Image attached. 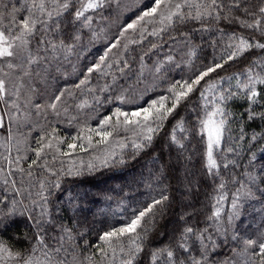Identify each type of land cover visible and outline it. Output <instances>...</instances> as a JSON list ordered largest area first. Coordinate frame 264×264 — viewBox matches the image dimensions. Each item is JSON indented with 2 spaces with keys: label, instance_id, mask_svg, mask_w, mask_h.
I'll return each mask as SVG.
<instances>
[{
  "label": "trees",
  "instance_id": "1",
  "mask_svg": "<svg viewBox=\"0 0 264 264\" xmlns=\"http://www.w3.org/2000/svg\"><path fill=\"white\" fill-rule=\"evenodd\" d=\"M151 3L152 0H121V9L131 10L117 9L113 3L111 8L105 7L90 12L89 14L94 17L91 28L81 29L82 39L67 60L60 57L57 64L59 71L53 68L43 78L36 77L32 81L36 89L34 100L37 103L47 104L54 95L59 94V90H65L56 111L46 109L40 115H36L35 111L29 108L32 115L27 121L21 116L19 123L15 121L10 123L13 136L11 141L8 140V132L0 130V168L4 169L0 172V201H2L0 202V221H2L0 241L12 252L23 251L36 243L34 239L36 229L26 217L29 214L34 217L39 216V208L33 205L32 201L38 200L36 193L40 190V181H44L49 188L48 207L51 215L47 219H51L52 223L42 225L46 243L60 247L55 238L61 233L59 228L53 225L62 224L72 229L73 239L64 242L67 251L62 250L57 257L67 260L68 264H89L88 257H93L94 264H109L111 254L109 258L102 260L98 253L97 246L102 245L99 236L111 228L121 226L132 215L133 209L142 207L153 197H158L165 186L171 202L163 216L158 218V229L152 234L150 247L168 244L186 225L199 229L209 227L213 239L217 242L224 241L226 237L218 236L212 231L215 222L206 219L214 210L215 198L221 194L226 198L222 202L220 224L227 229V242L218 250V260L231 256L234 264H245V257L236 256L231 252V249L239 248V243L233 241L231 237L239 236L242 243L243 239L256 238L260 232H264V195L257 190V188L264 189V169L261 168V165H264V139L249 143V137L253 132L260 133L264 130L259 120L244 123L245 138L238 140L241 135V121L236 119L235 122H231L234 118L229 117L230 123L222 147L225 149L233 147L235 151L222 152L217 159L221 163L235 160L236 166L229 165L228 168L221 166L218 177H209L206 174L203 167L204 145L200 136L195 134L197 113L203 114V101L198 93H194L177 110L176 118L182 117L190 129L189 139L185 141L184 155H179L174 146H168L167 134L175 123L171 119L155 138L153 145L140 152L134 159L132 158L134 150L130 146L134 138L131 132L122 130L119 136L110 137L106 144H98L100 137L89 131L100 127L104 117L111 115L118 107L130 112L145 105V101L168 95L167 89L172 82L192 77L214 60L219 62L223 54L227 37L222 38L215 30L193 31L200 25L190 21L186 25H177L169 29L161 39L148 35L154 27H160L159 23H154L147 25L148 31L144 34L146 39L141 43H129L130 40H140L139 33L129 32L121 38L120 45L109 53L106 64L102 66L103 70L89 74L88 83L77 88L76 85L87 74V68L99 62V57L104 54L110 43L114 42L113 38L119 36L122 25L135 19V15ZM137 4H139L138 8ZM76 27L79 28V24ZM73 30L72 26L67 29L69 32ZM236 30L242 31L246 36L256 35L238 27ZM93 32L96 33L95 37L92 35ZM180 33L187 34L188 40L182 38ZM172 37L176 39L173 40ZM153 43L162 46L149 51ZM124 44H128L127 50L124 49ZM193 50L195 56L190 55ZM142 55L144 69L141 75L139 66ZM169 55L174 57V62L165 64L162 72L155 74V64ZM255 55L257 52L254 50L247 53L244 58L230 62L223 70L213 74L211 79L241 72L248 59ZM117 60H127L130 68L121 74L119 69L123 65L117 64ZM107 63H111L112 67H107ZM105 86L107 90L102 91ZM228 87L227 83L220 86L221 90ZM232 90H236L234 81ZM122 95L127 102L122 103L117 99ZM227 103L232 113L238 114L246 107L243 101ZM49 133L53 134V145L56 138L64 140V143L59 145L61 152L70 151L67 148L68 143L77 145L84 143L87 148V140L83 139L87 136L92 137L94 147L88 148L87 151H80L77 147L67 156L57 152L55 146L46 148L37 164L29 169L31 160L36 159L30 149L38 147L37 141L41 137H44L43 143H48ZM73 137H82V139L73 140ZM120 140L129 144L128 148L123 149L126 163L100 166L96 157L103 158L106 152L111 151H115L117 157L119 156ZM252 152L257 156L254 162L250 161ZM9 154L13 159L18 155L29 158L20 162V167L25 169L24 173L16 171L13 167L11 169L13 175L8 176L9 166L4 157ZM186 157H190V160ZM45 162L48 169L58 174L59 189L51 186V182L56 177L51 176L43 167ZM90 162L95 165L92 171L88 169ZM161 165H164L166 174L163 183L155 180ZM70 167L73 170L79 169L81 175L77 177L63 174ZM29 171L32 173L31 176L28 175ZM246 173H251L257 178V185L253 188L255 197L242 199L240 215L229 225L227 216L231 210V200L237 189H240L241 195L243 194L245 189L241 188V183L248 184ZM5 177L9 180L7 185L3 182ZM221 178L225 182L222 190L218 187ZM13 179L16 180V187L20 189L19 194L10 190ZM183 186H186V190H183ZM5 196L8 197L7 200H3ZM13 201L16 203L13 204ZM13 208L15 214L11 215ZM186 213L188 215L185 216V221H181L179 217ZM160 233H164L163 238ZM36 255L43 259L41 253L37 252ZM3 264H16V261L5 258ZM111 264H119V256L112 259ZM142 264H148L146 254Z\"/></svg>",
  "mask_w": 264,
  "mask_h": 264
},
{
  "label": "snow or ice",
  "instance_id": "2",
  "mask_svg": "<svg viewBox=\"0 0 264 264\" xmlns=\"http://www.w3.org/2000/svg\"><path fill=\"white\" fill-rule=\"evenodd\" d=\"M113 3L117 9H121V0H0V130L8 132V140L13 136L10 131V123L15 121L19 123L23 116L25 121L32 115L28 109L35 111L40 115L46 109L56 111L57 105L62 101L65 90H59V94L54 95L47 104L37 103L34 100L36 89L32 81L36 77L43 78L48 72L55 68L59 71L57 64L60 57L65 60L73 54L82 39L81 29H90L93 23V15L90 12L111 8ZM18 5V6H17ZM139 7V4L136 5ZM128 11L131 9H121ZM23 14V15H21ZM7 21V23H5ZM199 23V28L193 31H212L215 30L221 37H227L224 45L223 54L219 62L215 60L205 66L203 70L197 71L192 77L184 80H176L170 84L167 89L168 95H161L158 98L145 101V105L137 107L133 111H123L116 108L115 111L100 122V127L89 129L100 139L98 144H106L110 137L119 136L123 130L131 132L133 139L131 148L134 150L133 159L140 152L145 151L153 145L155 138L165 128L167 122L171 119L175 123L167 134L168 146L175 147L179 155H184L186 149L185 141L189 139L190 129L185 120L181 117L177 119V110L181 105L188 101L194 93H198L203 101V114L197 113L196 135H199L204 145V170L209 177H218L221 166L228 168L229 165L236 166V161L231 160L221 163L217 156L222 152H234L233 147L223 148L225 133L228 131L230 123L229 117L241 121V135L237 138L243 140V124L259 120L264 126V0H152L150 6L145 7L135 15V19L122 25L118 37H114V42L110 43L107 50L99 57V62L94 63L87 68V74L84 79L76 85L80 88L89 81V74L102 71V66L106 64L109 53L117 48L121 43V38L127 33H139L140 40H130V44L141 43L148 31L147 25L159 23V28H153L148 35L161 37L169 29L177 25H186L188 22ZM79 24V28L76 25ZM223 25V26H221ZM72 26L73 31H67ZM240 30H247L255 33L253 36H246ZM228 29H232L228 31ZM92 35L95 37L96 33ZM181 37L188 40L185 33H180ZM175 40V37H172ZM161 44L153 43L149 51L161 47ZM128 44H124L127 50ZM257 55L251 56L241 72L231 75L219 76L218 79H211L213 74L223 70L226 65L235 60L244 58L247 53L253 51ZM195 51L190 55L195 56ZM146 55V54H145ZM141 64L139 70L141 75L144 69V56H140ZM174 62V57L169 55L163 61L157 62L154 66V73L160 74L165 64ZM117 64H122L119 69L123 74L130 68L127 60H117ZM111 68L112 64L107 63ZM233 81L235 82V91L232 90ZM227 83L228 88L221 90L220 86ZM105 86L102 91H106ZM122 103L124 96L117 97ZM228 101H243L246 107L243 111L232 113L228 109ZM83 106V105H81ZM262 109L257 111L256 109ZM55 130H53V133ZM48 143H43L44 137L37 141L38 147L30 149L34 152L36 159L31 160L29 169L36 165L38 160L44 154L46 148L56 147V151L61 155H70L72 150L79 147L80 151H87L94 147L92 137L87 136L88 147L84 143H68L69 152H61L59 145L64 143L63 139L56 138L53 145V134H48ZM82 139V137H73V140ZM259 139H264V130L260 133L253 132L249 137V143ZM121 153L117 157L115 151L106 152L103 158L96 157L99 165L108 167L113 163H126L123 155V149L128 148L129 144L124 140L119 141ZM10 153V150H9ZM29 159L27 156H16L14 159L9 156L4 157L9 166L8 176L13 175L11 170L15 167L16 171L24 173L25 169L20 167L22 160ZM190 160V157H186ZM222 159H226L222 157ZM257 159L256 153L252 152L250 161ZM51 176L56 177L51 182V186L60 188L59 176L52 169L47 168V163L43 165ZM95 165L88 164L89 171L94 170ZM264 169V165H261ZM4 169L0 168V172ZM63 172V170H61ZM66 174L68 176H80L79 169L69 168ZM31 176V171L28 172ZM164 165L160 166V172L155 180L163 183L165 178ZM248 184L241 183L244 192L241 195L240 189L233 195L231 200V210L227 216L228 224L237 219L240 215L242 199H251L255 197L253 188L257 185L256 176L246 173ZM235 179V178H234ZM4 184H9L7 177L4 178ZM13 193L19 194L20 189L16 187V180L11 181ZM219 189L225 187V182L221 178ZM264 195V189L257 188ZM190 191V189H189ZM49 188L44 181H40V190L36 193L38 200L32 203L39 208V216L34 217L29 214L26 218L31 222L32 227L36 229L35 241L28 249L12 252L9 247L0 241V264H3L5 258L14 259L16 264H68V261L57 258L58 254L64 248V242L73 239L72 229L60 225L58 227L61 235L57 239L60 247L46 243L44 223H52L48 207ZM31 195V193H30ZM225 195L221 194L215 198L214 210L206 219L214 221L212 231L218 236H224L226 239L221 242L213 239L209 227L199 229L195 226L186 225L182 227L178 234L168 244L160 247H150L152 245V234L157 232L158 218L162 217L170 206V195L165 186L158 197H153L150 202L144 203L142 207L132 210V215L119 227L111 228L99 236L102 245L97 246L101 259L109 258V264L112 259L119 256V264H142L145 254L148 264H234L233 257H225L218 260V250L223 243L227 242V229L220 224L222 212V202ZM8 197H3L7 200ZM2 202V201H0ZM16 202L13 201V204ZM15 214L13 208L11 215ZM187 213L181 215L179 219L185 221ZM2 226V221H0ZM163 238L164 233H160ZM233 241L239 243V248L231 249L236 256L245 257V264H264V232H260L256 238H245L240 243L241 238L237 235L231 237ZM39 252L43 259L36 255ZM95 255V254H94ZM89 264H94L93 257L87 258ZM75 261V258H73Z\"/></svg>",
  "mask_w": 264,
  "mask_h": 264
},
{
  "label": "rangeland",
  "instance_id": "3",
  "mask_svg": "<svg viewBox=\"0 0 264 264\" xmlns=\"http://www.w3.org/2000/svg\"><path fill=\"white\" fill-rule=\"evenodd\" d=\"M99 128V127H98ZM100 139V138H99ZM183 190H186V186H183Z\"/></svg>",
  "mask_w": 264,
  "mask_h": 264
}]
</instances>
